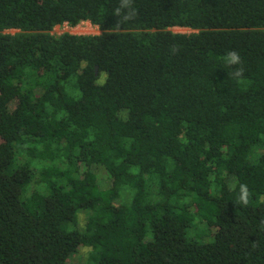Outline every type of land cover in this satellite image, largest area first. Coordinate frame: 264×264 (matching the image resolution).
<instances>
[{"label":"trees","instance_id":"trees-1","mask_svg":"<svg viewBox=\"0 0 264 264\" xmlns=\"http://www.w3.org/2000/svg\"><path fill=\"white\" fill-rule=\"evenodd\" d=\"M118 3L0 0V264H264V0Z\"/></svg>","mask_w":264,"mask_h":264},{"label":"clouds","instance_id":"clouds-1","mask_svg":"<svg viewBox=\"0 0 264 264\" xmlns=\"http://www.w3.org/2000/svg\"><path fill=\"white\" fill-rule=\"evenodd\" d=\"M136 13L135 8L133 7V0H119L118 6L114 9V15L118 17L119 22H126L134 18ZM225 65L231 69V78L237 82H244V68L243 61L239 52L232 50L228 51L224 57H222ZM106 79V74L101 75V80ZM240 195L239 203L243 206L249 204L248 188L246 184H240Z\"/></svg>","mask_w":264,"mask_h":264},{"label":"rangeland","instance_id":"rangeland-1","mask_svg":"<svg viewBox=\"0 0 264 264\" xmlns=\"http://www.w3.org/2000/svg\"><path fill=\"white\" fill-rule=\"evenodd\" d=\"M172 32L175 33H183V34H188L190 32H192L189 29L186 28H173L171 29ZM69 33L72 35H94V34H99V31L97 29L96 26L91 25L89 22H84L81 23L79 25H77L76 27L73 28H68L66 24L63 25H58L55 26L52 30V33L56 34V35H60L62 33ZM6 33H15V31H6ZM93 172H97V167L93 166L91 169ZM99 173V172H97ZM101 174V173H100ZM98 186L100 187H104L106 188L108 185V182L106 180H104V178L99 177V179L97 180ZM40 188L39 186H36L34 190L38 191ZM117 202H114V204H116ZM78 214H80L81 216L84 215L83 211H80ZM84 217V216H83ZM82 222V220H81ZM87 249L86 250H80L78 253H74L72 255H70V258L68 261H70L71 264H83L85 262V264L87 263Z\"/></svg>","mask_w":264,"mask_h":264}]
</instances>
